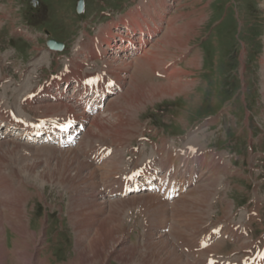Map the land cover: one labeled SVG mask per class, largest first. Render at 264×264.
<instances>
[{"label":"rangeland","instance_id":"obj_1","mask_svg":"<svg viewBox=\"0 0 264 264\" xmlns=\"http://www.w3.org/2000/svg\"><path fill=\"white\" fill-rule=\"evenodd\" d=\"M36 1L37 4L34 5L33 0H0V81L6 82L5 79L7 82L10 81L0 85V107L6 111L18 112L24 119H44V121L58 123L63 116L69 117L71 112L80 113L79 107H64L57 112L36 111L22 103V100L30 95V92L32 94L36 86L47 79L46 77L62 73L70 60L80 62L82 56L76 55L79 46L88 44L92 37L98 36L99 32L106 29L109 19V21L117 22L121 17L126 16L138 5L139 0H84L85 9L82 13L76 11L79 0ZM180 1L181 4L178 5V10L174 14L176 21L172 22L174 27H185L195 18L200 22L197 21L196 27L198 28L192 32L193 37L190 38L188 48L183 51V54H176L173 48H165L168 51L165 50L163 55L168 56L167 63L162 65L165 66L185 54L190 55L191 52L192 56L197 55L195 67H185L184 63L181 64L183 75L179 79L186 81L189 87L180 94L152 102L148 100L137 109L135 101L131 99V96L132 98L137 96L136 88L151 85L148 81L156 80L146 78L147 76L138 75L137 79L129 76L137 82H135L137 87L131 88L126 70L128 65L124 69L127 81H125L126 84L122 88L120 97L106 103L103 114L97 117L94 115V118L90 119L92 123L96 118H106L105 124L102 122V125H106L109 129V126L111 128L115 126L116 117L122 115L127 137L125 135V138L124 136L118 137L104 131L105 133L97 135L94 140L87 141L83 135L79 144L68 150H59L52 145L0 142V155L3 154L5 159L0 163V187H2L0 188V201L1 203L4 201L3 206L6 204L4 207L9 210L16 207L24 216L21 215L24 225L28 226L30 232L36 234L34 235L36 238L32 237L31 243H25L23 240L22 243H18L21 249L22 246H29V253L34 248L38 251L37 257L33 259L27 257L28 261L31 259L29 264H70L78 256V252L80 254V251L82 252L91 241L89 238L95 235L96 229L101 224L97 222L106 219L105 215L99 214L97 208H93V204L89 203L88 194L98 195L103 189L115 186L116 180L114 179L120 176H137L154 168L163 172L170 165H174L180 171H185L184 178L177 176L176 179L169 177L166 179L172 185H178L181 180L186 181L191 168H195L194 176H203L187 195L175 202L191 199L196 194L201 196V191L206 187L213 193V196H210L208 209L205 210L206 215L196 219L203 222L199 229L190 230L189 227L187 230V227L180 225L172 218L171 209L176 204L175 202L165 207L167 214L171 215L170 218L160 213L150 218L151 214L138 205L129 208L130 210L123 212L117 220L114 230L118 236L112 238L116 240L121 236L126 248L135 249L134 261H144L139 256H145V253L149 251L146 249L149 247L145 244L146 240L157 244L159 232L162 231L166 234L163 236L172 238L169 241L173 246L176 243L181 246L180 248L176 245L174 247L183 257L189 258L190 256L192 259L193 257L198 259L197 263L194 260L196 264H206L203 261L208 252L222 254L221 256L226 257L229 255L228 258L234 261L233 255L239 253L238 249L239 251L248 249L250 240L241 241L238 237L235 243L233 237L228 235L221 237L220 243L216 242L211 245L206 250L207 252L200 251L202 243L199 242V237L200 234L205 235L208 232L207 226L211 232L212 229L218 227L224 231V229H232L233 226L237 227V230H244L250 222L248 238L251 240L264 238V95L260 66L264 57V0ZM103 14L110 17L102 16ZM201 14L203 17L198 18ZM45 30L49 35L45 33ZM49 38L62 42L63 52L49 54L46 48V41ZM147 55L156 57L157 53L151 51ZM173 55L177 57L171 59ZM148 61L147 59V63ZM142 62L145 63V59ZM155 65L157 67V64L148 63L150 68ZM133 66L132 63L129 66L131 73ZM148 67L145 66L146 75L151 70ZM3 81L1 83H4ZM119 138L122 139L119 140ZM192 138L196 139L195 143L198 145L188 143ZM8 145L18 147L12 155L5 154V146ZM185 145L192 151L196 148L200 153L199 157H189L184 154L174 156L175 151L165 148L183 150ZM68 151H73L92 167L102 168L97 171V176H102V172L104 175L105 167L103 168L102 165L111 159H115L117 170L114 175H110L112 178L108 176L95 178L94 187L79 184L75 188L63 176H37L43 170L56 174L52 172L54 170L52 166L58 158L57 155ZM207 151H212L211 153L216 155V164L221 159L219 169L215 164L212 165L215 166V170H210V153L205 154ZM56 152L58 154H55ZM27 167L32 169L36 175L26 173L24 168ZM214 178H217L218 182L210 186ZM119 190L120 188L116 186L115 197H97V199L92 197L91 199L100 203L104 200L103 206L106 210L110 206L109 203L120 201L116 196ZM139 211L144 213L140 214ZM193 211L199 213L198 210ZM251 212L254 214L250 217ZM79 228L83 229V232ZM146 228L148 232L144 230ZM168 230H171L172 237L166 233ZM183 230L187 233L185 234ZM7 231L5 248H8V251L0 252L1 256H6L5 260L0 257V264H15L16 260L10 252L13 248L15 251L20 248L16 244L17 237L9 228ZM101 241L104 244L100 246L106 252L109 251L113 243L108 239H101ZM184 247L183 254L179 251H182L181 248ZM258 251L259 249H256L253 253ZM200 252L204 256H201ZM251 254L245 257L249 259ZM260 255L259 263L264 264V252ZM113 260H110L108 264H124L116 259ZM240 262L239 260L231 264H242Z\"/></svg>","mask_w":264,"mask_h":264},{"label":"bare ground","instance_id":"obj_2","mask_svg":"<svg viewBox=\"0 0 264 264\" xmlns=\"http://www.w3.org/2000/svg\"><path fill=\"white\" fill-rule=\"evenodd\" d=\"M150 6L156 10L160 9H167L169 8L171 5L168 4V0H148ZM172 2H174V0H172ZM179 4V2H177ZM140 11L142 13H145V18L147 19V22H149V26H147V28L149 30H151V28H155V23H154V19L152 18V11L149 10V9H145L144 10H140V8L136 7L134 12L130 15L129 17V21L128 22H125V23H122L127 29H132L134 28L135 30H138L139 32L142 33L141 31V24L139 23V18L140 19H143L140 15ZM177 11V10H176ZM178 13V12H177ZM146 14L148 16H146ZM2 17V16H1ZM202 18V14L198 17V18ZM173 19V20H172ZM196 19V18H195ZM193 20L192 19V22L190 21V23L188 25H186L185 27H177L175 26L174 27V21H176V19L174 17L171 18V21L168 25V29L166 28L165 32L163 33V35H161L159 37V39L156 40V42L151 46L150 50H148L145 54H143V56L141 58L145 59V63L142 62L143 59H139L137 60L136 62H134V70H133V78H136L138 77V75L140 76H147L146 78H150L148 75L150 73H152L153 76H157L156 73L158 74L159 71H155V69H159V68H162L164 67L162 64L164 63H167V57L168 56H165L163 55V53H165V50L168 48V49H175L176 51V54H183V51H186V49L188 48V43L190 41V38L193 37V34L192 32H194V29H197L198 27L197 26V21L198 19L196 20ZM173 22V23H172ZM200 22V20L198 21ZM172 24V27H170V25ZM199 25V23H198ZM182 26V25H180ZM174 27V28H173ZM109 36V39H113L114 38V34H110V32H106V36ZM152 35L149 36V38H151ZM195 37V36H194ZM95 39L92 38L91 41H93V47H95L94 45H96V41H94ZM90 46V45H89ZM92 47V48H93ZM105 47L107 49H112L113 46L111 45V43L109 41L105 42ZM167 47V48H166ZM91 47H86L84 50H87V52H89V49ZM166 48V49H165ZM115 53H107L106 51L102 50L101 47H100V54L102 55L101 59L102 58H106L107 55H112L114 56L113 59L108 58L107 60V64L110 65V71L112 72V74H114V77L118 78L120 75L118 74L117 70H115V63L117 62H120L122 61V57H116L115 58V54H119L121 55L123 53L122 50H124L123 47H117V48H114ZM153 52L155 51V53H157V56L154 57L152 55H147L148 53L150 52ZM168 51V50H166ZM174 52V51H173ZM174 52V53H175ZM91 54V53H90ZM146 55V56H145ZM169 55V54H168ZM171 55V54H170ZM178 55V56H179ZM127 56V55H126ZM123 55V57H126ZM174 56V55H173ZM92 57L93 59H97L98 56L97 54L93 53L92 52ZM177 57L176 55L174 57H172L171 59ZM183 57V56H182ZM128 58V57H127ZM130 58V57H129ZM149 60L148 63H152V65L154 64H157V67L156 65L154 67L151 68V71L149 72L148 75L147 72L145 73V66L147 65L148 67V63H147V59ZM178 58H181V57H178ZM177 58V59H178ZM107 59V58H106ZM112 59V60H111ZM170 59V60H171ZM112 61V62H111ZM174 61V60H173ZM184 61V59L182 60ZM172 62V61H171ZM131 63V62H130ZM113 64V65H112ZM197 64V55H193L191 56L190 58L186 59V62L184 63L185 67L186 66H192V67H195ZM151 66V65H150ZM150 66L148 68H150ZM260 66H261V70H262V73H261V76L263 78V81H262V87H263V95H264V57L260 63ZM115 67V68H114ZM131 68V67H130ZM182 68L183 67H178V68H174L172 71H170V73L168 75H165L164 73H162L163 75V78H162V75L160 77V79H164V81H161L160 79H156V81H148L151 85H146L145 87H139V88H136L137 87V82H136V79L134 80L133 78H130V87L131 88H136L137 90V96L135 95V98L131 96V99L135 101L136 103V107L138 109L139 106L145 104V102H149L151 101H155L157 99H160V98H163V97H170V96H173L175 94H180V92L184 91V89H186L187 87H189L188 83L185 81H182L180 80V76L183 75V71H182ZM148 70V69H147ZM137 75V76H136ZM139 76V77H140ZM158 78V76H157ZM178 78V79H177ZM140 79V78H139ZM138 79V80H139ZM143 79V78H142ZM145 79V78H144ZM173 79V80H172ZM137 80V81H138ZM143 81V80H142ZM132 82V83H131ZM136 82V83H135ZM144 83V82H142ZM141 83V84H142ZM140 84V83H139ZM129 87V88H130ZM130 88V89H131ZM189 89V88H188ZM129 90V89H128ZM127 92V91H125ZM125 95V94H124ZM123 99V98H122ZM125 101V100H124ZM123 101V102H124ZM138 101V102H137ZM122 105V104H121ZM146 106V105H145ZM135 108V107H134ZM113 116V115H111ZM134 116V115H133ZM114 117V116H113ZM114 119V118H113ZM116 121H115V126H113V128H111V126H109L110 128L107 129V126L106 125H102V122H104L103 124H105V120L106 118H96L94 119V122L91 123L90 127L87 129V131L85 132V137L84 139L89 141V139H93L99 135V134H102L104 131H108L110 133H113V135H117L118 137H123L125 135V128L124 127L125 125H123V118H122V115H118L116 117ZM115 120V119H114ZM113 120V121H114ZM131 122V121H130ZM107 123V122H106ZM111 124V123H110ZM127 124V123H126ZM130 124V123H128ZM36 130V133L39 134L40 131ZM35 133V134H36ZM41 133V132H40ZM105 133V132H104ZM107 136V135H106ZM126 136V135H125ZM124 136V138H125ZM127 137V136H126ZM106 138V137H105ZM100 139V138H99ZM122 139V138H121ZM119 138V140H121ZM105 140V139H104ZM117 141V140H116ZM115 141V142H116ZM196 142V139H190L188 141V143L192 144V145H198L195 143ZM6 144V143H5ZM12 145V144H10ZM5 146L6 147V150H5V154L7 155H12L15 151H16V148H18L17 146ZM19 146V145H18ZM91 147V146H90ZM4 148V147H2ZM187 148V147H186ZM92 149V147H91ZM1 151V150H0ZM106 151V150H105ZM55 154H58L57 152ZM97 154V153H96ZM3 155V154H2ZM0 155V163L4 162L5 159H4V156ZM118 155V154H117ZM216 155H213V153L210 152V170L211 171H214L215 170V166H212V165H215V161H217V159L215 158ZM219 156V155H218ZM225 156V155H224ZM56 157V156H55ZM58 157V158H57ZM57 159L55 160V164L52 166V169H54L52 172H56V174H51L50 171L46 172L45 170H43L40 175L37 174V176H63L65 177L64 179L66 181H69L71 183L72 186H78L79 184H83L85 185L86 187H94L95 183H94V180L97 179V177L99 178H105L106 176L110 177V175H114V172L117 170V167H116V162H115V159H111V161L109 160L108 162H106L105 165H102L103 168L105 167L104 169V175H103V172H102V176H97V171L98 170H101L100 167L98 168H95V167H92L91 165H89L86 161L84 160H81L78 155H76L73 151L70 152H63V153H59V155H57ZM85 157V156H84ZM114 158V157H113ZM8 160V159H7ZM198 161V160H197ZM221 162V159L219 160ZM219 161L217 162V167L219 169ZM54 163V162H53ZM48 165V164H47ZM1 166V164H0ZM31 166V165H30ZM34 166V165H33ZM38 166V165H37ZM25 167V166H24ZM50 167V166H49ZM1 169V168H0ZM25 169V170H24ZM23 170L26 171V173H29V174H33V175H36L35 172H33L32 169H30L29 167L27 168H24ZM35 169V168H34ZM217 169V168H216ZM15 171V170H14ZM103 171V170H102ZM50 172V173H49ZM38 173V172H37ZM223 173V172H222ZM214 174V173H213ZM16 176V175H15ZM208 176V175H207ZM34 177V176H33ZM20 178V177H19ZM28 178V177H27ZM35 178V177H34ZM96 178V179H95ZM112 178V177H110ZM213 178V177H211ZM51 179V178H50ZM49 179V180H50ZM63 179V180H64ZM116 179V178H115ZM30 180V179H29ZM107 180V178H106ZM24 181V180H22ZM46 181V180H45ZM48 181V180H47ZM78 181V183H77ZM103 181V180H102ZM105 181V180H104ZM117 181H115L116 183ZM218 180L217 178H214L213 182L210 183V186L214 185L215 183H217ZM57 183H59L57 181ZM69 183V184H70ZM97 185V184H96ZM147 185L148 186H152L154 188V185L151 183V182H147ZM69 186V185H68ZM136 186V184H135ZM206 186V184H205ZM71 187V186H70ZM134 187V186H133ZM2 188V187H0ZM80 189V188H79ZM93 189V188H91ZM149 187L147 188H144V190H148ZM4 190V189H3ZM7 190V189H6ZM12 190V189H11ZM209 189H207L206 187L203 188V190L201 191V196L200 194H196L197 197H193L191 199H183V200H180L178 202H175L176 204L172 207V218L173 220L177 221L180 225L182 226H185L187 227V230L188 228L190 230H197L199 229V227L202 225L203 222L201 221H197L196 219L200 218V216H203V215H206V209H208V203L211 199V195L213 196V193H211L210 191H208ZM2 191V190H1ZM78 191V190H77ZM76 191V192H77ZM92 191V190H91ZM94 191V189H93ZM23 192V190L21 191ZM95 192V191H94ZM199 192V191H198ZM197 192V193H198ZM4 193V192H3ZM6 193V192H5ZM79 193V192H78ZM93 193V192H92ZM96 193V192H95ZM94 193V194H95ZM103 193V192H102ZM101 192L98 194V196L100 194H102ZM16 194V193H15ZM169 194V193H168ZM225 194V193H224ZM17 195V194H16ZM80 195V194H79ZM147 195V196H146ZM145 194L144 196H140V197H132V198H128L127 200L126 199H123L124 201L120 200V201H115V202H112V203H109L110 206L108 209L105 210V206H103V203L104 200H101V203L100 202H95L93 199H97L96 198V194L95 195H87V197L90 199L89 203L92 205L93 204V208H97V212H99V214H101L102 216L105 215L106 216V219L104 218V221L102 220H99L97 222V224H100V226L96 229V233L95 235L93 236V238H89V240L91 239V241L88 243V245H86L85 249L82 248V245H81V249L82 252L80 251V254L78 252V256H76V258L70 263V264H86V263H93V264H108L110 260L112 259H116L118 260L119 262H123L124 264H196L197 261H199L198 259H195L193 257L190 258H186L185 256L183 257V255H181L180 253H178V250L175 249V245L176 246H179L178 248H180L181 246L180 245H177L173 244L169 241V239L165 236H163V234L159 235L157 239H159V242L157 244H153L154 241H150V240H146L145 244H148L146 246H149L147 247L146 249L149 251H147V253H145V256L141 255L142 257L139 256V258L141 259H144L143 260H136L134 261V255L136 254V252L134 250H132L131 248H126L125 247V243H124V240L122 239V237H118V239L114 240V238L112 237H116L118 236V234L115 232L114 229H116V224H117V220L119 219L120 215L123 214V212L127 211L129 208L135 206V205H138V207L140 208H144L145 211H148L151 215H150V218L155 214L156 216V213H160V214H163L164 216H166V209L164 208V203L161 202V200H159V197L157 195H152L150 194ZM182 196V195H181ZM180 196V197H181ZM193 196V195H192ZM191 196V197H192ZM93 197V199H91ZM179 197V198H180ZM3 198V197H2ZM21 198V196H20ZM40 198V197H39ZM78 198V197H77ZM80 198V197H79ZM84 198H85V195H84ZM178 198V199H179ZM87 199V198H86ZM82 200V198H81ZM80 200V201H81ZM85 200V199H84ZM19 201V200H18ZM4 202V201H3ZM3 202L1 203L0 201V252L3 253V251L6 253L8 250V248L6 249L5 248V242H6V232H8V228L10 229V231L17 237V243L14 241V245L15 243L18 245V243L20 244V242L23 240L25 243L28 242V243H31L32 242V237H35L34 235H36L35 233L33 234V232H30L28 229V226L26 227L24 225V219L21 217L22 214H20V212L18 211V209L16 207H14V209H10L9 208H5L4 205L3 206ZM8 203V202H7ZM14 203V202H13ZM85 203V201H84ZM86 204V203H85ZM141 205V206H139ZM85 206V205H84ZM87 206V205H86ZM85 206V207H86ZM9 207V206H7ZM3 208V209H2ZM78 208V207H77ZM89 208V207H88ZM87 208V209H88ZM99 208V209H98ZM168 208V207H167ZM79 209H81L79 207ZM198 210L199 213L197 214L195 211L193 210ZM3 210H5V213H3ZM82 210V209H81ZM91 210V208H90ZM130 210V209H129ZM72 211V210H70ZM143 211V210H142ZM22 212V211H21ZM25 212V211H24ZM87 212V211H86ZM82 213V212H81ZM85 213V212H84ZM83 213V214H84ZM91 213V211H90ZM169 213V212H168ZM25 214V213H24ZM87 214V213H86ZM89 214V213H88ZM94 214V213H93ZM73 215V214H72ZM91 215V214H90ZM97 215V214H96ZM159 215V214H157ZM23 216V215H22ZM95 216V215H94ZM135 216V215H134ZM24 217V216H23ZM72 217V216H71ZM154 217V216H153ZM158 217V216H157ZM86 218V217H85ZM89 218V217H87ZM96 218V217H95ZM145 218V217H144ZM156 218V217H155ZM160 217H158L159 219ZM166 218V217H164ZM23 219V220H22ZM163 219V217H162ZM74 220V219H73ZM78 221V219H76ZM131 220V219H130ZM147 220V219H145ZM144 220V221H145ZM148 220H149V217H148ZM160 220V219H159ZM158 220V221H159ZM23 221V222H22ZM77 221H76V226H77ZM95 221V220H94ZM121 221V220H120ZM152 221V219H151ZM153 221L154 218H153ZM157 221V220H156ZM165 221V220H164ZM138 222V221H137ZM147 223V221H145ZM161 222V221H160ZM26 223V222H25ZM75 223V222H74ZM151 223V222H149ZM183 223V224H182ZM174 224V223H173ZM178 224V225H179ZM26 225H28L26 223ZM147 225H150V224H147ZM177 225V224H176ZM75 226V225H74ZM83 226V225H82ZM94 226V225H93ZM118 226V225H117ZM121 226V225H120ZM154 226V225H153ZM152 226V227H153ZM157 226V224H156ZM77 228V227H76ZM84 228V227H83ZM123 229V227H121ZM154 228V227H153ZM75 229V227L73 228ZM80 230H82L83 232V229L79 228ZM119 229V227H118ZM121 229V230H122ZM78 230V229H77ZM78 230V231H80ZM86 230V229H85ZM124 230V229H123ZM147 231V228L144 229ZM151 230V229H150ZM74 231V230H73ZM77 231V232H78ZM144 231V232H146ZM152 231V230H151ZM177 231V230H176ZM180 231V229H179ZM184 231V230H183ZM186 231V230H185ZM184 231V232H185ZM121 232V231H120ZM148 232V231H147ZM182 232V233H184ZM192 232V231H191ZM191 232H188V233H191ZM11 233V234H12ZM75 233V231H74ZM80 233V232H79ZM85 233V231H84ZM87 233V232H86ZM152 233V232H151ZM181 233V232H180ZM181 233V234H182ZM187 232H185L186 234ZM76 234V233H75ZM145 234V233H144ZM143 234V235H144ZM149 234V233H148ZM147 234V235H148ZM183 234V235H185ZM192 234V233H191ZM80 235V234H79ZM82 235V234H81ZM86 235V234H85ZM90 235V234H88ZM92 235V234H91ZM115 235V236H114ZM151 235V234H150ZM87 236V235H86ZM153 236V235H151ZM187 236V235H186ZM80 237V236H79ZM83 237V236H82ZM81 237V238H82ZM88 237V236H87ZM144 237V236H143ZM149 237V236H148ZM189 237V236H188ZM36 238V237H35ZM145 238V237H144ZM151 238V237H150ZM186 238V237H185ZM190 238V237H189ZM16 239V238H15ZM85 239V238H84ZM87 239V238H86ZM101 239H108L110 240L113 245H111V242H110V247H109V251L106 252V250H104L103 247H101L100 245L104 244L103 241H101ZM148 239V238H146ZM172 239V238H170ZM14 240V239H13ZM191 240V238H190ZM22 241V242H23ZM77 241V240H76ZM80 241V240H79ZM128 241V240H127ZM194 242V240H192ZM21 242V243H22ZM78 242V241H77ZM103 242V243H102ZM156 242V241H155ZM175 242V240H174ZM183 242V240H182ZM108 243V242H107ZM131 244V242H129ZM33 244V243H32ZM78 244V243H77ZM76 244V245H77ZM80 244V242H79ZM129 244V245H130ZM144 244V245H145ZM149 244H152V245H149ZM184 244V242H183ZM186 244V243H185ZM30 245V244H29ZM106 245V244H105ZM135 245V244H134ZM182 245V243H181ZM193 245V244H192ZM36 246H38L36 244ZM35 246V247H36ZM78 246V245H77ZM184 246V245H183ZM188 246V245H187ZM191 245H189V248ZM196 246V245H195ZM19 247V245H18ZM29 247V246H28ZM27 246H22V249L21 247L20 250H16L18 252L15 251V249H11V252L13 254V257L14 259L16 260L15 261V264H29L31 259H33V257H37L38 256V251L35 250V248L33 249V251L35 252H31L29 253L28 252V248ZM34 247V246H33ZM132 247V246H131ZM136 247V246H135ZM199 247V245H198ZM77 248V247H76ZM188 248V247H187ZM194 248V247H193ZM197 248V247H196ZM239 248V247H238ZM241 248V247H240ZM38 249V248H37ZM79 249V248H78ZM185 247L181 250L182 251H179V252H183L185 251L184 250ZM242 249V248H241ZM245 249V248H244ZM13 250V251H12ZM101 250V251H100ZM189 250V249H187ZM196 249H194L195 251ZM129 251V252H128ZM193 251V250H192ZM201 251V250H200ZM242 251V250H240ZM239 249H238V252H240ZM40 252V251H39ZM190 252V251H188ZM196 252V251H195ZM194 252V254H195ZM199 252V251H198ZM203 252V251H202ZM200 252V254L202 253ZM207 252V251H205ZM204 252V253H205ZM209 253V252H208ZM143 254V253H142ZM184 254V252H183ZM193 254V253H192ZM193 254V255H194ZM198 253H196L197 255ZM206 254V253H205ZM261 254V253H260ZM258 255V257L252 261H249L248 263L245 261L244 264H252L255 262V264H261V262L259 263V258L261 255ZM2 254L0 253V257L1 259H6V256H4V258H2L3 256H1ZM10 255V254H9ZM139 255V254H138ZM187 255V254H185ZM190 255V254H189ZM192 255V256H193ZM8 256V255H7ZM41 256V255H40ZM201 256H204V254H201ZM200 256V257H201ZM11 257V255H10ZM31 258L30 261H28V258ZM144 257V258H143ZM25 258V260H24ZM196 258H198L196 256ZM11 259H13L11 257ZM127 261H126V260ZM201 261H202V257L200 258ZM204 259V258H203ZM113 260V261H114ZM129 260V261H128ZM194 260L196 261V263L194 262ZM205 261L207 260L206 257L204 259ZM258 260V261H257ZM203 261L204 263L206 264H209L207 262ZM1 262V261H0ZM200 263V262H198ZM216 262H210V264H215ZM241 263V262H240ZM2 264V263H1ZM6 264V263H5ZM237 264V263H236Z\"/></svg>","mask_w":264,"mask_h":264},{"label":"water","instance_id":"obj_3","mask_svg":"<svg viewBox=\"0 0 264 264\" xmlns=\"http://www.w3.org/2000/svg\"><path fill=\"white\" fill-rule=\"evenodd\" d=\"M79 8H81V4H79ZM47 47L50 50H54V51H60L62 49V44L56 42L55 40H49L47 42Z\"/></svg>","mask_w":264,"mask_h":264},{"label":"crops","instance_id":"obj_4","mask_svg":"<svg viewBox=\"0 0 264 264\" xmlns=\"http://www.w3.org/2000/svg\"><path fill=\"white\" fill-rule=\"evenodd\" d=\"M130 19H128L126 22H128Z\"/></svg>","mask_w":264,"mask_h":264}]
</instances>
